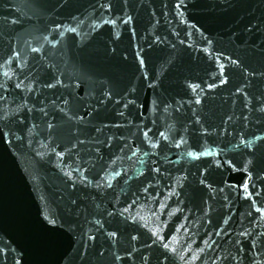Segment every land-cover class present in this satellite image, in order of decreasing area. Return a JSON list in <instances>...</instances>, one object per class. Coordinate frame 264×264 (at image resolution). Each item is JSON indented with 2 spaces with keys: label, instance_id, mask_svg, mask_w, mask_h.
Masks as SVG:
<instances>
[{
  "label": "water",
  "instance_id": "1",
  "mask_svg": "<svg viewBox=\"0 0 264 264\" xmlns=\"http://www.w3.org/2000/svg\"><path fill=\"white\" fill-rule=\"evenodd\" d=\"M0 264H264V0H0Z\"/></svg>",
  "mask_w": 264,
  "mask_h": 264
}]
</instances>
